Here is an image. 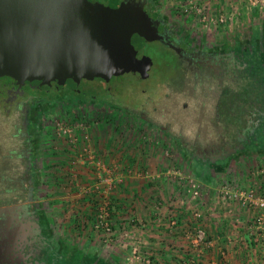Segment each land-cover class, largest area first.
I'll return each mask as SVG.
<instances>
[{"label":"rangeland","instance_id":"obj_1","mask_svg":"<svg viewBox=\"0 0 264 264\" xmlns=\"http://www.w3.org/2000/svg\"><path fill=\"white\" fill-rule=\"evenodd\" d=\"M152 1L160 19L168 23L179 39L203 50L234 48L243 54L246 68L249 66L253 75L264 78V0ZM142 52L146 57L144 62L153 65L149 71V66L140 68L142 80L128 72L112 78V97L100 95L92 99L87 96L62 104L56 100L42 102L31 111L27 130L22 129L18 112L9 114L0 107V164H23L20 159L3 158V154L6 148H18L23 133H29L34 197L47 228L53 238L76 257L79 253L74 250L79 248L88 259L96 256L91 251L97 245L102 264H143V259L155 263L137 240L122 236V221L111 219L112 212H125L115 204L112 191L116 188L114 184L120 185L121 178L126 176L135 183L144 179L149 184L147 196L155 197L148 208L162 207L168 216L164 222L150 223V229L158 225L157 228L179 233L186 231L192 234V240L197 230L204 231L206 236L198 212L193 213L191 228H183L181 222L174 219L176 209L165 207L163 198L167 203L176 199L181 207L199 210L197 201L204 195L207 183L217 186L213 197L226 209L238 207L249 214L255 212L250 220L242 222V235L246 226L261 213L253 207L244 208L232 195L238 190L264 196V130H257L245 149L217 162L218 168L197 164L190 154L197 147H221L224 142L234 141L235 130L244 129L247 114H251L244 111L249 100L255 97L254 86L246 85L242 79L233 81L227 75L220 82L211 73H208V80L196 81L180 65L177 72L182 71L181 77L176 71L172 76L167 66L175 60L171 51L151 42L144 44ZM225 96L229 98L233 113L230 120L218 109ZM141 112L150 119V126L136 118ZM255 119L253 117L252 122ZM250 126L255 130L252 123ZM68 132L78 138L75 145L70 142ZM12 134L16 135L14 139ZM105 136L108 147L116 150V157H108L109 160L106 159L107 149L96 152L97 146L104 145ZM184 144L186 149L182 148ZM84 145L89 146L90 156L100 163L98 169L78 157ZM117 167L125 173L117 174ZM19 169L16 173H0L2 194L14 187L13 182L19 183L26 178ZM160 192L161 199L157 198ZM132 204L129 210L133 212L136 210ZM100 212L108 214L106 220L98 219ZM158 212L161 216L162 212ZM139 224L129 221L126 227L124 225L125 231H133L131 235L136 237L134 231L146 229L141 227L144 222ZM201 248L197 247L196 254L191 253L190 259L195 258V264H203L204 253L208 251L203 247L198 252Z\"/></svg>","mask_w":264,"mask_h":264},{"label":"flooded vegetation","instance_id":"obj_2","mask_svg":"<svg viewBox=\"0 0 264 264\" xmlns=\"http://www.w3.org/2000/svg\"><path fill=\"white\" fill-rule=\"evenodd\" d=\"M89 1L98 2L111 8H117L122 2H131L133 6L142 7L147 18L143 33L141 36H133L131 41L137 51V60L145 61L146 57L142 52L144 44L156 42L171 51L175 57L174 61L167 63V66H170L168 72L172 76L174 71L177 72V66L180 65L182 70H187L196 81L208 80V73H211L220 82L225 75L231 76L235 81L241 70L246 67L243 54L234 48L218 51L203 50L179 39L167 25L168 23L160 19L152 0ZM145 62H141L139 70L148 66V71L152 69L153 65H147ZM139 70L131 71V73L142 80ZM178 72L179 75L182 71ZM112 78L115 77H111L108 81L100 78L81 80L77 85L67 81L64 85L51 82L39 86L37 83L32 84L28 81L0 77V107L9 114L18 112L21 117L22 129L27 130L31 111L47 100H56L62 104L87 96L92 99L100 95L107 98L112 97L114 91H112ZM131 115L135 116L132 113ZM253 116L247 118L244 129L235 130L236 138L232 143L224 142L221 147L211 146L205 149L197 147L193 152L191 151V157L195 158L197 164L211 167L224 158L228 149H245L254 133L250 126L253 123L251 120ZM136 118L146 125L150 126L151 124L144 112H141ZM162 132L168 135L166 130ZM28 134L23 133L24 137L18 148L7 149L5 147V154H3V158L8 160L14 158L15 161L20 159L23 164H0V173H16L21 168L19 173H24L26 176L19 183L13 182L14 187L6 189L3 194L0 192V264H87L82 261L79 254L76 257L66 246L61 245L57 239L53 238L41 217L34 197L32 141ZM15 137L16 135H11L12 139ZM186 147L185 144L182 145L183 149Z\"/></svg>","mask_w":264,"mask_h":264},{"label":"water","instance_id":"obj_3","mask_svg":"<svg viewBox=\"0 0 264 264\" xmlns=\"http://www.w3.org/2000/svg\"><path fill=\"white\" fill-rule=\"evenodd\" d=\"M146 19L131 2L111 8L89 0H0V77L77 85L139 70L144 60L131 41ZM235 153L228 149L224 158Z\"/></svg>","mask_w":264,"mask_h":264},{"label":"crops","instance_id":"obj_4","mask_svg":"<svg viewBox=\"0 0 264 264\" xmlns=\"http://www.w3.org/2000/svg\"><path fill=\"white\" fill-rule=\"evenodd\" d=\"M102 144L105 146L101 145L96 147L97 153L99 150L103 152V150L107 149V160H109L108 157H116V155H114L116 150L113 149L114 147H108L109 142L107 141L106 136L105 142ZM214 168L218 167L216 165L211 167V169ZM116 169L118 170L117 174L125 173V171L119 170V167ZM127 178V176L126 178L124 177L123 180L121 178V184H118V187L114 184V187L116 188H114L115 191H112L114 193L112 194V197L114 196V200L116 199L115 204L125 209V212L117 211L115 214L113 212L111 213V219H113L114 222H123H121V224L117 223V225L120 224L123 228L122 236L129 238L127 240H130V237L137 240V242L142 245L140 248H143L147 254L152 256L155 262L154 264L186 263V260L189 259L191 253L194 252V254H196L197 248H195L193 244L192 234L190 236L186 231L179 233L172 229L157 228L159 227L158 225L155 229H150V223L164 222L167 220L168 216L163 212L162 207L160 209H157L156 207L148 208L150 202H152L155 197L151 198L150 195L147 196V185L149 184L146 183L144 179H139V181L137 180V183H135L127 180ZM204 188V195L201 198H198L197 201V204H200V206H198L200 208L199 210L193 209L190 206H182V208L179 205V202L175 201L176 199H172L167 203L165 198H163L165 207L172 206V209H176V211H174V219L177 221L179 220L183 228L186 227L189 229L194 224L193 213L196 214L198 212V214H200L201 226L205 229L207 239L210 241L208 251L205 252L203 256V264H264V261L259 262L260 250H246L241 241L242 222H245L246 219L250 220L255 212L253 211V213L249 214L247 211H241L243 209L238 207L232 209L228 207L229 209H226V207L221 205L214 199L215 197H213L214 191H217V186L214 187L212 184L207 183ZM135 194L136 196H134ZM158 195L160 197L158 196L157 198L161 199V192L158 193ZM132 198L137 199V201L133 202V200H131ZM114 200H112V202H114ZM130 204H132V208L135 207L136 211L132 212L131 209L129 210ZM169 209L171 210V208ZM178 209L180 210L178 211ZM189 209L191 211L186 212ZM126 211H129L130 214H127L128 212ZM158 211L162 212L161 216L157 215L159 214ZM129 221H135L141 224L144 222L145 224L139 225H141V227H146V229L138 230L136 232L134 231V233H137L136 237H134L135 235H131L133 231H125L124 228V225L126 227ZM240 236L241 238L239 239ZM106 246L112 248L111 245ZM202 249L203 247L199 249L198 252ZM74 252L79 253L82 261L88 259V255H84L81 248L77 251L74 250ZM91 252L96 256H91L90 259H88L87 264H102V261H99L98 259L99 250L97 245L93 247Z\"/></svg>","mask_w":264,"mask_h":264},{"label":"built area","instance_id":"obj_5","mask_svg":"<svg viewBox=\"0 0 264 264\" xmlns=\"http://www.w3.org/2000/svg\"><path fill=\"white\" fill-rule=\"evenodd\" d=\"M220 22L224 23V20L220 19ZM70 133V132H68ZM68 137L70 139V142H72L74 145L78 141V138L75 136V134H68ZM91 149L88 145L81 146V150L79 151L78 157L80 160L85 161L87 160L88 163L91 165V167L94 165L95 169H98L99 162L95 161L94 156H90ZM93 167V168H94ZM253 191H247V192H241L236 190L235 193L232 195L244 208L249 209L250 207H253L257 209L259 212V215L255 217L247 226L245 229V233L242 235V243L244 244V248L246 250H260V262L264 261V196H256L253 194ZM227 194V192H225ZM232 199V198H230ZM108 217L107 213L100 212L98 215V219L101 221L103 219L106 220ZM105 226L107 227V224L105 223ZM109 230V228H107ZM193 244L197 247H209L210 241L207 240L204 231L197 230L194 237H193ZM143 264H150L149 259H143ZM196 260L195 258H192L190 260L186 261V264H195Z\"/></svg>","mask_w":264,"mask_h":264},{"label":"trees","instance_id":"obj_6","mask_svg":"<svg viewBox=\"0 0 264 264\" xmlns=\"http://www.w3.org/2000/svg\"><path fill=\"white\" fill-rule=\"evenodd\" d=\"M248 67H245L243 70H241L240 76L237 77V80L242 79L244 82H246V85L249 86L251 84L254 86V88L252 89L254 90L253 94L255 95V97L250 99L249 102L247 100L248 103L244 111L245 114H247L246 112H251V114H247L248 117L252 115H254L253 117H256V121H253L252 123L253 127L255 128L253 133L254 137L257 135V130H264V78L262 79L259 74L253 75V72H251ZM229 102V98L225 96L224 99L221 100L222 104L220 103V106L218 105V109L221 112L220 114L223 115L226 120L233 119L231 106L230 104H228ZM250 102H252V104ZM224 108L225 110L223 111ZM255 122H257V124H255ZM191 256L192 255L189 256V259L191 258Z\"/></svg>","mask_w":264,"mask_h":264}]
</instances>
